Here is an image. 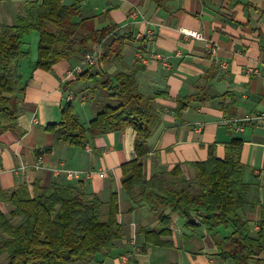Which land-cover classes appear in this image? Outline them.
<instances>
[{"label":"crops","instance_id":"1","mask_svg":"<svg viewBox=\"0 0 264 264\" xmlns=\"http://www.w3.org/2000/svg\"><path fill=\"white\" fill-rule=\"evenodd\" d=\"M34 2L42 0H0V32L25 17L28 3ZM61 4L76 6L72 23L86 22L79 37L90 29L112 27L114 33L84 48L75 44L68 58L48 71L35 67L38 34L23 38L28 56L16 63L15 74L24 91L18 96L16 128L0 135V192L9 197L21 186L30 190L35 182L43 188L71 186L87 197L97 195L102 211H107L110 193H116L122 236L107 256L96 254L88 264H233L217 255L223 228L213 234L203 227H187L178 214L169 216V233L158 239L163 245L145 240L141 231L161 226L121 187L120 166L135 159L132 128L107 132L84 147L62 142L45 128L60 122L67 103L86 128L105 103L95 86L99 75L133 74L138 93L150 99L157 115L142 160L145 178L169 179L168 173L180 165L181 174L191 179L195 171L190 164L205 161L210 151L223 159L226 147L238 141L247 192L246 205L237 213L254 236L264 220V0H61ZM181 30L198 31L204 40L184 38ZM138 33L143 39H136ZM122 37L120 60L86 67L83 73L90 80L67 85L72 81L67 71L81 62L85 52L95 50L100 56ZM207 44L216 48L215 55ZM150 52L161 54L165 61L143 64L138 54ZM198 95L177 113L180 100ZM65 171L81 175L68 180ZM88 172L93 174L88 177ZM12 209L10 202L0 201L4 216Z\"/></svg>","mask_w":264,"mask_h":264},{"label":"trees","instance_id":"2","mask_svg":"<svg viewBox=\"0 0 264 264\" xmlns=\"http://www.w3.org/2000/svg\"><path fill=\"white\" fill-rule=\"evenodd\" d=\"M27 8L25 17L0 32V135L17 126L18 96L24 88L15 74V65L28 56L22 49L26 35L38 34L35 67L48 71L68 58L75 44L84 48L114 33L112 27L101 31L90 29L79 37L78 31L86 22L72 23L71 18L78 10L75 5L63 6L61 0L28 3ZM122 40L123 37L119 44L113 41L105 47L97 64L120 60ZM90 79L83 73L67 85ZM95 86L102 92L105 103L86 128L79 124L72 105L67 103L62 108L60 122L48 125L45 130L58 134L62 142L71 146L84 147L107 132L132 128L135 159L120 166L121 187L137 205L147 207L161 226L158 230L141 231L145 240L163 245L158 239L169 233V216L178 214L185 219L187 227H203L213 234L219 228L225 230L217 243V255L222 260L233 264L250 261L264 264V257L259 259L264 256V220L252 236L248 222L237 213L246 205L247 192L240 143L231 141L223 159L210 151L205 161L190 164L195 171L191 179L181 177V166L176 165L168 173L169 179L152 176L147 180L142 160L148 153L147 142L157 123L150 99L138 93L133 74L101 73ZM198 98L199 95L180 100L177 113ZM0 201L13 206L8 217L0 212V258L5 257V264H88L96 254L107 256L122 236L123 228L116 220L119 213L116 193L108 197L105 220H102L103 204L99 197L95 194L87 197L71 186L54 184L43 188L35 182L30 190L21 186L9 197L0 192ZM14 219H19L17 225L13 224Z\"/></svg>","mask_w":264,"mask_h":264},{"label":"built area","instance_id":"3","mask_svg":"<svg viewBox=\"0 0 264 264\" xmlns=\"http://www.w3.org/2000/svg\"><path fill=\"white\" fill-rule=\"evenodd\" d=\"M181 34L183 35L184 38H189V39H193V40H204L203 36L201 33H199L198 31H190V30H181L180 31ZM146 37L149 40H153L152 34H147ZM136 39L140 40L143 39V35L138 33L136 34ZM207 46L209 47V52L212 55L216 54V48L213 46H210L209 44H207ZM138 58L140 59V61L144 64H146L147 62L154 60V61H165V58L161 55V54H157V53H139L138 54ZM99 59V54L98 52H86L83 54L82 60L79 64H77L76 66L70 68L67 73L66 76L67 78H70L72 80H74L76 77H78L79 75H81L84 72V69L86 67H93L97 64ZM262 118H264V113L261 115ZM2 172V169L0 168V173ZM93 173L88 172L87 176H91ZM65 175L66 178L68 180L71 179H77L80 177L81 173L78 171H65ZM100 177H103L104 174L100 173L99 174Z\"/></svg>","mask_w":264,"mask_h":264},{"label":"rangeland","instance_id":"4","mask_svg":"<svg viewBox=\"0 0 264 264\" xmlns=\"http://www.w3.org/2000/svg\"><path fill=\"white\" fill-rule=\"evenodd\" d=\"M92 52H95V50L94 51H92ZM86 53V52H85ZM181 177H183V178H186V177H184L182 174H181ZM187 179V178H186ZM11 204V203H10ZM11 206H12V204H11ZM13 207V206H12ZM9 216V214L7 215V217ZM105 218H106V208L104 209V211H102V220H105ZM19 223V219H14L13 220V224H18ZM261 257H264L263 255L261 256ZM2 260H0V264H5V261H4V259H5V257H4V259L3 258H1Z\"/></svg>","mask_w":264,"mask_h":264}]
</instances>
